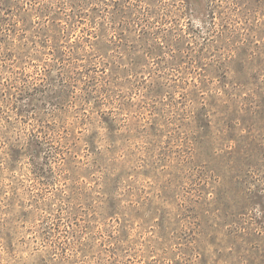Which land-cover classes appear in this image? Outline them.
<instances>
[{"label":"rangeland","instance_id":"rangeland-1","mask_svg":"<svg viewBox=\"0 0 264 264\" xmlns=\"http://www.w3.org/2000/svg\"><path fill=\"white\" fill-rule=\"evenodd\" d=\"M0 264H264V0H0Z\"/></svg>","mask_w":264,"mask_h":264}]
</instances>
